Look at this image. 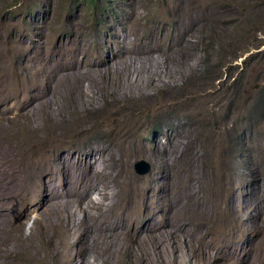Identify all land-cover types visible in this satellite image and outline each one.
<instances>
[{"label":"rangeland","instance_id":"374dc122","mask_svg":"<svg viewBox=\"0 0 264 264\" xmlns=\"http://www.w3.org/2000/svg\"><path fill=\"white\" fill-rule=\"evenodd\" d=\"M57 49L81 68L41 83L53 94L7 140L27 178L18 208L0 205V264H264V0H0V109L17 112L20 81ZM105 148L131 154L119 208L108 160L96 189L43 217L78 182L62 166Z\"/></svg>","mask_w":264,"mask_h":264},{"label":"bare ground","instance_id":"6f19581e","mask_svg":"<svg viewBox=\"0 0 264 264\" xmlns=\"http://www.w3.org/2000/svg\"><path fill=\"white\" fill-rule=\"evenodd\" d=\"M56 53L57 55L53 59L37 60L35 63V68L31 73V79H22L20 81L19 90L22 92V99L20 106L17 107V112H15L12 109V106H9L7 103L4 104V106L0 109V115L9 113L8 120L10 124V128L7 133V139L5 141L1 140L3 147H1L2 152L0 155V163H8L10 166H0V205L14 206L24 195L23 186L27 178V168H25L20 157L21 152L16 155H12L10 152L9 143H7L9 137L18 138V140L20 138V126L18 124V118L25 117L29 113L28 111L30 106L35 107L39 103L42 104L43 102L48 101V99L51 97V93L53 94L54 89H51L50 92L42 91L39 88V85L41 83H45L46 85L51 86L53 81L56 80V77L62 79L63 81H66L67 79L71 78L77 71H80L81 66L77 63V61H75L74 63H69L59 49L56 50ZM40 76L42 78L41 80H38V77ZM118 151L119 149L117 151H114L111 148H105L104 153L98 154L92 159H88V155L84 156L83 160L86 162V170H82V165L72 163V161L65 163L62 166L64 168V175L68 176L70 173L76 174L78 176V182L75 186L63 189V191H52L54 201H50L48 199L43 200V202L40 204L41 207L43 205L41 215L43 217H49L54 211L57 204L63 201L69 203L78 202L88 193V191L96 189V182H101L103 177L100 169L108 160L111 162V170L103 178L107 180L106 186L109 187V183H112V187L109 188H114L116 190V193L120 196V199L116 204V207L118 209L122 200L121 188L124 184L129 183L127 172L131 155L126 151L125 156H123L122 159H119V162L115 164L113 161V157ZM14 158H16V166L12 162ZM41 161L43 163V172L55 170L54 168H56V166L52 162H48L44 157H41ZM96 162L99 164V170L93 169V164ZM109 194L112 196L113 191L109 190ZM18 206L19 204H16L14 208H18ZM80 208L84 210L83 206H81ZM27 219L28 217L25 220ZM12 220L13 217L10 214L7 221L11 223ZM0 221H2L1 228H4V225L6 223L5 213H0ZM1 228L0 231H2ZM169 245H171L170 242ZM12 254L13 252L11 250H8L5 253L8 262H10ZM25 258L29 264H39L35 261L31 253H26Z\"/></svg>","mask_w":264,"mask_h":264},{"label":"water","instance_id":"95a60500","mask_svg":"<svg viewBox=\"0 0 264 264\" xmlns=\"http://www.w3.org/2000/svg\"><path fill=\"white\" fill-rule=\"evenodd\" d=\"M135 171L141 176L146 175L150 171V166L146 162L141 161L135 164Z\"/></svg>","mask_w":264,"mask_h":264},{"label":"clouds","instance_id":"9594fccd","mask_svg":"<svg viewBox=\"0 0 264 264\" xmlns=\"http://www.w3.org/2000/svg\"><path fill=\"white\" fill-rule=\"evenodd\" d=\"M101 0H99V2H100ZM107 8H108V10H109V13H107L106 15H104V17L102 18V19H106V18H110L111 16H112V9H113V7L112 6H106ZM95 7H93L92 9H94ZM100 8L101 7H99V10H100ZM98 10V11H99ZM30 14H29V12H26V14L23 16V22L26 20V18L29 16ZM17 23H19V22H16V24ZM47 28V27H46ZM49 28V27H48ZM165 30L167 31V28H165ZM131 39L132 38H129V40L131 41ZM133 40V39H132ZM100 47H101V50H102V45H100Z\"/></svg>","mask_w":264,"mask_h":264},{"label":"trees","instance_id":"16d2710c","mask_svg":"<svg viewBox=\"0 0 264 264\" xmlns=\"http://www.w3.org/2000/svg\"><path fill=\"white\" fill-rule=\"evenodd\" d=\"M82 3L89 9L96 7L98 5L99 0H81Z\"/></svg>","mask_w":264,"mask_h":264}]
</instances>
